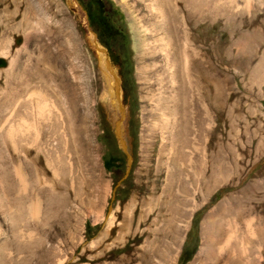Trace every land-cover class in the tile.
<instances>
[{
  "label": "rangeland",
  "instance_id": "374dc122",
  "mask_svg": "<svg viewBox=\"0 0 264 264\" xmlns=\"http://www.w3.org/2000/svg\"><path fill=\"white\" fill-rule=\"evenodd\" d=\"M151 1L0 0V264H264V0H162L211 45L185 111Z\"/></svg>",
  "mask_w": 264,
  "mask_h": 264
},
{
  "label": "bare ground",
  "instance_id": "6f19581e",
  "mask_svg": "<svg viewBox=\"0 0 264 264\" xmlns=\"http://www.w3.org/2000/svg\"><path fill=\"white\" fill-rule=\"evenodd\" d=\"M163 1L152 0L150 3V9L152 11H155V13L149 14L147 17L142 18V20L146 22V26L144 30L149 33L147 45L153 47L154 50L153 53L154 52L160 53L162 61L165 62V67L161 69H162V74L166 73L168 75L170 80L169 81L170 86L173 89L174 96L172 97V101H173L172 103L175 106L176 105L181 106L182 108H184L185 111L188 108L187 96H189L190 91H193L199 95V99H205L208 103L211 104L212 102L211 89L214 83L213 63H212V57L210 55L211 45H209V49L207 48L205 49L204 51L205 54H204L203 49L198 46L199 42L201 40L203 41L202 36H200L197 33V31L192 28H190L191 32H189L188 30L189 28L186 29V26H189L191 23L195 22L196 13L194 11L188 13L184 18H180V16L178 17L179 13L176 10L172 9L171 12H168L169 10L167 11L166 9L167 7H165ZM98 49H100V47H98ZM99 60L101 61L100 63L101 71L104 73L107 82L109 83L110 64L107 59L104 58L102 59V57H100ZM247 64L248 63H246V65ZM258 64L259 65L255 66L253 70L256 71L261 67H263L264 62L261 61ZM116 81L114 83L115 85H116ZM117 89L118 88L116 85L115 98H116V102L119 103L120 95ZM184 111L182 114L185 115ZM188 122L189 120L185 116V118L182 120V130L180 132V137H181V139H179L180 149L185 148L188 143L187 141L188 131L186 129ZM8 133L9 136H11V131H9ZM33 214L36 215L35 210L33 211ZM127 219L130 221L132 220L129 217H127ZM110 220H112V217L110 218ZM176 230H177V234L180 235V228H176ZM231 260L233 259H230L229 257L227 258V262L228 263L230 262L229 264L237 263L235 260L234 263Z\"/></svg>",
  "mask_w": 264,
  "mask_h": 264
},
{
  "label": "flooded vegetation",
  "instance_id": "af4514ba",
  "mask_svg": "<svg viewBox=\"0 0 264 264\" xmlns=\"http://www.w3.org/2000/svg\"><path fill=\"white\" fill-rule=\"evenodd\" d=\"M87 20H88L90 27L94 29V32L97 36H100V37L105 36V33L101 28L102 25L99 24V22L102 20V17H100L98 14L89 13L87 16Z\"/></svg>",
  "mask_w": 264,
  "mask_h": 264
},
{
  "label": "water",
  "instance_id": "95a60500",
  "mask_svg": "<svg viewBox=\"0 0 264 264\" xmlns=\"http://www.w3.org/2000/svg\"><path fill=\"white\" fill-rule=\"evenodd\" d=\"M100 51H102L104 54H105V52L100 48L99 49ZM109 62V61H108ZM3 64V62H2V60H0V66ZM116 83H117V81H116ZM118 87V86H117ZM118 90V89H117ZM120 114H121V116H122V109H121V107H120ZM117 137H118V139H119V141H120V144L122 145V148H124V143H123V141H122V139H121V137H120V129L117 131Z\"/></svg>",
  "mask_w": 264,
  "mask_h": 264
}]
</instances>
